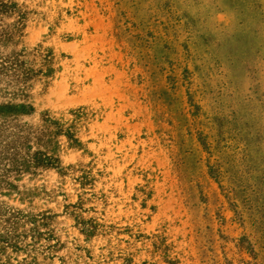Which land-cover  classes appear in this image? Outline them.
Masks as SVG:
<instances>
[{
  "label": "rangeland",
  "instance_id": "obj_1",
  "mask_svg": "<svg viewBox=\"0 0 264 264\" xmlns=\"http://www.w3.org/2000/svg\"><path fill=\"white\" fill-rule=\"evenodd\" d=\"M17 1L0 54L55 70L21 118L89 112L56 165L0 158V264H264V0Z\"/></svg>",
  "mask_w": 264,
  "mask_h": 264
},
{
  "label": "trees",
  "instance_id": "obj_2",
  "mask_svg": "<svg viewBox=\"0 0 264 264\" xmlns=\"http://www.w3.org/2000/svg\"><path fill=\"white\" fill-rule=\"evenodd\" d=\"M18 15L16 23H13V32L0 33V43L8 42L22 30L27 11L23 4L17 0H0V17L9 14ZM1 21V20H0ZM22 28V29H21ZM19 35V34H18ZM34 53L40 59V68H35V60L31 64L25 57L30 52L26 48L14 49L8 55L0 54V97L6 98L0 105V158L16 161L22 169L26 162L33 167H50L60 161V157L54 152L46 154L42 150H32V144L51 146L57 137H64L68 148L82 149L83 143L76 135V125L82 117L89 112L88 107L81 105L70 108L67 113L71 119L56 116L51 111L41 114L37 123H31L21 118L22 111H30L32 106L16 104L14 101L23 100L30 93L31 81L35 77H42L43 89L48 86L53 78L55 70L47 68L51 64V51L49 49H34ZM34 53L32 54L33 57ZM47 64V65H46ZM46 68L43 69V66ZM58 144V143H57Z\"/></svg>",
  "mask_w": 264,
  "mask_h": 264
}]
</instances>
